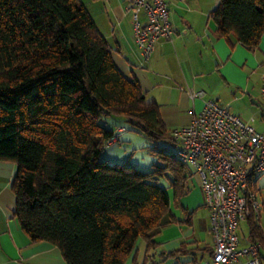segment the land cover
Instances as JSON below:
<instances>
[{
	"label": "trees",
	"instance_id": "trees-1",
	"mask_svg": "<svg viewBox=\"0 0 264 264\" xmlns=\"http://www.w3.org/2000/svg\"><path fill=\"white\" fill-rule=\"evenodd\" d=\"M211 17L219 34L253 48L264 0H219ZM102 116L143 134L155 162L144 169L101 158L116 129L126 130ZM169 130L116 67L80 0H0V160L16 164L13 215L31 241L56 245L66 264H124L139 239L152 249V232L192 178L160 145L173 143ZM247 221L250 240L264 242L257 221Z\"/></svg>",
	"mask_w": 264,
	"mask_h": 264
},
{
	"label": "crops",
	"instance_id": "crops-1",
	"mask_svg": "<svg viewBox=\"0 0 264 264\" xmlns=\"http://www.w3.org/2000/svg\"><path fill=\"white\" fill-rule=\"evenodd\" d=\"M80 1L106 39L116 67L126 78L135 79L145 98L157 104L168 129L190 123L204 101L213 99L245 121L253 118L256 129L264 131L260 101L264 33L253 48L242 45L232 34H219L211 17L219 0L168 2V19L175 34L171 40L159 39L142 65L134 42V12L126 8L125 1ZM138 20L143 23L142 12ZM191 90H202L203 95L193 97ZM120 121L114 123L113 130L123 124ZM125 131L120 133L119 142L105 147L102 158L111 162L128 160L148 169L155 162L146 152L148 142L141 151H134L131 148L137 132ZM15 171V162L0 160V264H66L59 247L47 241H31L13 215L11 181ZM250 187L260 204L257 223L264 236V173L255 175ZM160 223L152 232L154 247L147 250L146 243L139 239L124 264H206L210 260L214 239L209 211L197 190L189 191L177 204L171 203ZM248 230V221L238 224L240 245L251 241ZM175 249H180L176 256L167 255ZM259 253L264 264V242Z\"/></svg>",
	"mask_w": 264,
	"mask_h": 264
},
{
	"label": "built area",
	"instance_id": "built-area-1",
	"mask_svg": "<svg viewBox=\"0 0 264 264\" xmlns=\"http://www.w3.org/2000/svg\"><path fill=\"white\" fill-rule=\"evenodd\" d=\"M134 12V42L139 49L140 65L147 62L159 39L171 40L175 34L168 19V2L186 0H124ZM144 21L138 20L139 13ZM193 97L202 90H191ZM264 111V74L260 83ZM125 128L119 126L107 146L119 140ZM174 155L192 168L209 211L214 246L206 264H261L260 243L240 245L238 224L250 217L257 221L259 202L251 189V178L264 173V131L241 119L213 99L204 101L190 123L169 130Z\"/></svg>",
	"mask_w": 264,
	"mask_h": 264
},
{
	"label": "rangeland",
	"instance_id": "rangeland-1",
	"mask_svg": "<svg viewBox=\"0 0 264 264\" xmlns=\"http://www.w3.org/2000/svg\"><path fill=\"white\" fill-rule=\"evenodd\" d=\"M120 120L122 121L123 118L116 117V116H102L100 118L99 122L101 124H103V125H106V126L112 128L114 123L116 121H120ZM122 122H123V124L126 127V131L125 132L132 133V129H130V125L127 122H125V121H122ZM254 124H256V122H254ZM146 143H147L146 137L143 134L136 133L134 135V137H133V146H132L131 149H133L134 151H141L144 148V146L146 145ZM160 145H162V147H164L167 151H173L174 148L176 147L175 144H173L171 142H168V141H162V142H160ZM105 147L103 148V150L105 149ZM101 158H102V152H101ZM190 169H192V168H190ZM160 183L163 186H167V182L164 179H161ZM190 187H191L190 191L192 193H194L195 190H197L199 192V195H200V197H201V199L203 201L202 191H201V189H200L199 185L197 184V181H196V179L194 177L190 179ZM243 228H245L244 229V234H246V223L245 222L243 223ZM245 239H246V237H245Z\"/></svg>",
	"mask_w": 264,
	"mask_h": 264
}]
</instances>
